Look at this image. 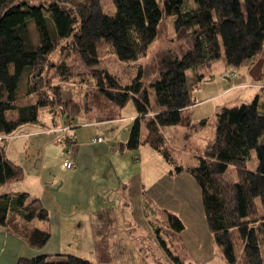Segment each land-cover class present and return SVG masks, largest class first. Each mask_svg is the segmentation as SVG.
<instances>
[{
    "label": "trees",
    "instance_id": "1",
    "mask_svg": "<svg viewBox=\"0 0 264 264\" xmlns=\"http://www.w3.org/2000/svg\"><path fill=\"white\" fill-rule=\"evenodd\" d=\"M111 1L114 13L106 15L100 0H0V137L35 123L39 112H49L53 126L60 123L55 128L69 125L79 114L78 105L50 84L53 76L45 77L49 68L68 77L65 66H54L49 58L70 50L102 100L115 108L131 102L136 117L121 147L147 145L173 173L184 171L197 184L207 230L226 264H264V87L247 102L214 114L213 136L192 165L173 161L160 132L162 127L194 126L187 72L200 82L215 60L238 67L260 54L264 57V0H161L162 12L156 0ZM164 22L181 43H168L146 62ZM9 112L15 113L14 119H6ZM4 140L0 186L23 177L21 168L3 156ZM250 161L255 163L252 170L247 168ZM151 213L170 234L183 230L181 220L170 212ZM46 219L45 210L36 200L27 201L26 193L0 196V226L29 248L41 249L48 232L22 229L19 222ZM154 233L175 259L158 229ZM169 239L174 242L175 237ZM17 264L92 263L58 254L19 259Z\"/></svg>",
    "mask_w": 264,
    "mask_h": 264
},
{
    "label": "crops",
    "instance_id": "2",
    "mask_svg": "<svg viewBox=\"0 0 264 264\" xmlns=\"http://www.w3.org/2000/svg\"><path fill=\"white\" fill-rule=\"evenodd\" d=\"M253 58L250 77L252 81H258L262 78L264 57L260 54ZM190 82L187 80L188 86L197 83L194 77ZM227 90L197 99L193 97L189 106L191 120L197 107L219 99L216 97L226 94ZM44 113L48 115V123L42 119L39 124L36 120L35 123L21 125L1 143V146L5 143L3 156L21 168L23 177L20 181L0 186V196L12 197L24 192L27 201L36 200L47 214L46 221L19 222V226L47 231L49 238L41 249H32L20 237L0 226V264H17L19 259L58 254L76 256L92 264H141L142 256L130 237L131 224L127 221L132 212L140 219L143 229L153 234V238L155 236V240L156 229L159 236H163L166 230L151 213L152 209L165 210L177 216L183 224L180 235H184L186 224L193 225L184 187L188 183L193 190L191 182L182 173H173L168 162H163L161 156L147 145H140L135 150L121 147L127 140L135 112H123V107H112L104 100L81 109L64 132H68L65 138L72 137L73 140L69 169L63 165V149L60 151L61 147L54 144L55 138L51 140L58 132L50 130L60 123L55 121L53 126L51 114ZM215 113L210 112L211 121ZM200 116L197 117L198 122L208 121ZM175 128L181 127H173V132H178ZM203 129L193 131L195 137L201 135ZM160 132L164 136L169 131L162 127ZM95 138L102 141L92 143ZM27 139L38 140L44 145L40 162L32 163L30 159L34 160L33 156L27 155L32 147L30 143L26 147ZM14 141L19 143L18 150L13 147ZM19 150L25 153L21 163L11 157L20 155ZM178 178L184 180L179 181ZM198 191L200 199L199 188ZM131 208L133 211L129 214Z\"/></svg>",
    "mask_w": 264,
    "mask_h": 264
},
{
    "label": "rangeland",
    "instance_id": "3",
    "mask_svg": "<svg viewBox=\"0 0 264 264\" xmlns=\"http://www.w3.org/2000/svg\"><path fill=\"white\" fill-rule=\"evenodd\" d=\"M156 1L160 11L162 12L161 0ZM100 4L106 15H112L114 13V7L111 0H100ZM162 26H164V28H160L161 30L158 40L152 42L147 51V56L144 59L146 62L151 58L155 51L164 47L168 43L170 46H175L177 43H181L175 39V36H173L168 23L164 22ZM252 59L244 61V63L238 67L226 66L221 59L215 60L210 64L209 69L202 72L204 79L196 84L192 83L189 86L190 100L192 101L193 97H196L197 99L200 98L199 96L204 97L215 95L216 93L222 91V89H228L226 79L228 78L229 73H233L235 75L233 80L235 85L234 89L227 90L228 93L226 92V94L224 93L216 97L219 99H213L214 101L197 107L194 110V114L192 116L194 126L192 129L185 130L182 128H175L181 133L178 134L177 131L173 132V127H165V129L169 131L164 134L166 138V149L176 164H179L180 166L194 164L195 157L201 154L207 142L211 139L214 126L213 121H211L210 118V112L215 113L216 109L218 110L223 106H233L246 102L254 95L255 92H259L261 88L264 87V66L262 69V78L258 81L251 80L252 78L250 77L249 70L250 67L253 66L250 65V63H253ZM144 60L139 61V63L141 65L144 64ZM49 61H52L54 66L63 65L68 70H65L68 77L60 76L58 72L54 73L53 68H49V70L45 72L46 78L51 79V76H53V78L49 80L50 84L60 88L64 99L73 101L78 105L79 110L86 109L89 105H97L102 101L101 97L98 96L94 89L93 79L82 66L75 53L70 50L63 49L53 53V55L49 58ZM186 74L188 83H191L190 81L193 80V77L190 72H187ZM149 94L150 102L153 103V94L151 91ZM125 111L134 112L130 101L123 106V112ZM198 115H201L200 118L202 119H208V121H206L204 125H198ZM5 117L7 120H12L15 118V113H6ZM42 119L47 122L48 115L44 112H39L37 115L38 124L42 122ZM202 127H204V129L200 131L202 134L195 137L193 131H198ZM67 133L68 132H58L54 135V137H51L52 141L54 138L56 139L54 140V144L61 147L60 151L64 147L63 141ZM26 142L27 148L29 143L32 145L27 153L28 156H33L34 160L30 159L32 163L40 162L44 145L41 144L40 141L33 139H27ZM9 144H11V142H9ZM4 145L5 143L2 144V149L4 148ZM185 145L187 146L186 148H184ZM13 147L15 150H18L19 143L14 141ZM34 147H36V149H34ZM19 152L20 155H14L11 157L14 161L21 163V158L25 155V153L23 150H19ZM161 160L165 162L163 159ZM254 165V161H250V163L247 164V168L252 170ZM180 173L185 176L186 180L191 182L193 187L192 190L188 183H185L184 185L185 193L190 202L189 206L191 213L189 215L193 218V225L190 227L186 224L187 226L184 235L179 234L180 239L177 235L170 234L167 230L164 232V235L161 236L165 241L168 251L175 258L171 259L161 248L158 240L154 239L155 236L153 238V234L143 229V224L140 219L136 218L135 213L132 212L133 208H131L129 214L132 212V216L129 215L127 221L131 224L129 226L130 237L142 256L141 264H226L218 247L213 243L212 238L206 229L200 205L199 191L196 183L187 173ZM177 180L183 181L184 179L178 178ZM171 235L176 238V242L170 241L169 236ZM186 240L189 243H187ZM234 255L236 256L235 251Z\"/></svg>",
    "mask_w": 264,
    "mask_h": 264
},
{
    "label": "built area",
    "instance_id": "4",
    "mask_svg": "<svg viewBox=\"0 0 264 264\" xmlns=\"http://www.w3.org/2000/svg\"><path fill=\"white\" fill-rule=\"evenodd\" d=\"M234 78H235V75L233 73H229L228 78H227L228 90L235 88V85L233 83ZM68 129H69V125H66L64 127L54 128L50 131L51 132L64 133ZM7 138L6 137H0V141H2L3 139H7ZM101 141L102 140L100 138H95V139H93L92 143L101 142ZM63 143H64V147H63L62 154L65 157L63 165L66 169H69L71 167V162L69 160V156L72 154V145H73L72 137L65 138ZM134 159H135V157H134Z\"/></svg>",
    "mask_w": 264,
    "mask_h": 264
}]
</instances>
